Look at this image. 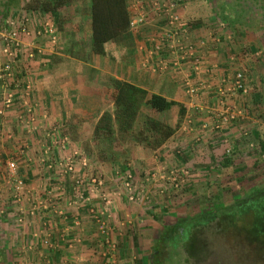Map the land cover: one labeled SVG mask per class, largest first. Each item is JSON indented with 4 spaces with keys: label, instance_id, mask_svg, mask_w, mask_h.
<instances>
[{
    "label": "crops",
    "instance_id": "0c3cea01",
    "mask_svg": "<svg viewBox=\"0 0 264 264\" xmlns=\"http://www.w3.org/2000/svg\"><path fill=\"white\" fill-rule=\"evenodd\" d=\"M79 2L82 0L71 3L73 7H77ZM83 5L86 6V3ZM65 10L67 9L59 12L62 19ZM203 13L204 10L199 5L187 8L182 6L177 11L180 19L182 18L186 24L191 20H201L194 25L188 24L189 38L195 51L193 57L199 58L198 71L193 70L192 63L185 60L175 66L169 61L167 67H159L160 56L150 54L151 44L146 40V36L164 25L156 18L135 30L128 29V36L119 40L122 53L116 49L111 50L109 58L88 52L89 25L83 12L75 13L83 17L81 23H75V27L63 25V29L59 30L60 38L53 46L46 45L43 38L22 39L17 56L23 73L30 77L32 83L30 96L31 100L37 103L34 107L37 130L17 120V116L25 111L18 102L0 117V247L3 246L4 252L9 256V259H4L6 264H96L97 261L102 263L111 260L102 235L90 219L86 207L75 209L59 205L64 209V215L56 216L46 209H40L41 211L33 216L21 213L25 219L23 223L15 220V217L20 215L19 207L26 210L31 205L28 201L37 198L44 185L58 183V178L49 174L38 161L39 156H43L40 141L46 139L45 134L52 128L58 127L59 133L67 138L65 153L76 151L79 155L85 156L89 163V172H99L108 184L107 181H110L108 177L114 172L113 164L122 167L124 161L125 163L132 161L133 166V161L144 162L143 158L147 161L153 157V160L157 159L159 165H162L170 160L175 163L173 157L179 161L182 158L187 159L188 156L196 160L195 156L200 154L199 156L213 162L214 157L219 158L228 151L229 143L240 142L239 138L244 134L239 131L240 128L243 130L244 126L256 122L247 116L238 119L242 120L241 122L228 118L229 115L233 118L239 111H244L250 97L255 99L259 96L257 90H261L264 99L263 87L257 85L259 81H255L254 86L250 87L248 72L242 75L246 77L245 87L249 92L242 95L231 87L233 75L243 68H238L233 62L240 57V52L231 50L237 38L232 39L234 37L221 22L209 21L205 19ZM71 35L74 37L72 41H75V47L71 46L69 51L75 55L60 50L66 42L65 38ZM199 40L204 41L203 45L198 44ZM33 47L41 48L42 52H36ZM31 48L34 55L29 58L27 51ZM74 48H78V53L73 50ZM242 56L243 60L247 59L244 57L246 53ZM3 58L0 55V59ZM249 71L251 72L250 69ZM110 77L134 84L146 90L147 94H158L176 104L167 111L157 112L163 119L165 118L162 122L173 128L171 135L159 146L141 147L139 142L130 138L133 133L127 134L124 138H117L121 147L118 153H115L114 161L101 162L96 158L98 153L92 144V135L93 127L101 113L108 109L111 111L113 108L109 97L111 90L107 86ZM251 78L258 79L257 76ZM220 85L223 90L226 89L224 95L217 92ZM192 86L197 87L194 94L188 92V87ZM251 104L249 101L248 106ZM179 105H183L185 110L180 118L177 116ZM140 111L139 123L142 116L155 114V111L146 105H142ZM225 117L227 119H224ZM260 124L263 123L257 125L252 123L250 126L252 138L258 141L262 137L257 129ZM242 138L245 139V136ZM47 140L45 142H48ZM21 146L22 152L16 155ZM229 148L234 149V144L229 145ZM51 152L54 155L56 153L53 147H50L48 153ZM12 159L16 162L15 176L27 190L26 202L22 200L18 203L14 200L11 180L6 173V162ZM206 161L201 163L206 164ZM158 163L155 162V170L161 167L157 165ZM209 165L211 166V163ZM140 169V172L149 170L141 166ZM132 171H136L135 167ZM145 180L150 184L151 181H147V178ZM61 186L70 192L68 179H63ZM135 207L124 198L113 204L107 226L111 225L108 227V239L115 244L116 264H121V254L138 251L134 244V239L140 242L138 237L134 235L130 237L127 234L130 225L134 226L143 220L142 216L134 217ZM75 214L78 215V225H74L72 221ZM140 226H137L139 231L142 229ZM146 229L147 233L148 227ZM47 233H50L52 248L43 247L37 242Z\"/></svg>",
    "mask_w": 264,
    "mask_h": 264
},
{
    "label": "rangeland",
    "instance_id": "374dc122",
    "mask_svg": "<svg viewBox=\"0 0 264 264\" xmlns=\"http://www.w3.org/2000/svg\"><path fill=\"white\" fill-rule=\"evenodd\" d=\"M22 1L24 4L27 0ZM152 1L154 0H143L142 3L144 9L149 13H152ZM172 1L175 2L176 12L182 6L187 8L188 6L197 7L199 5L204 10L203 16L205 19L218 21L217 23L221 22L224 28L228 30V33L234 37L232 39L237 38V41L232 44L231 50L240 52V57L237 60H233V62L236 63L238 68L243 67L239 71L242 73L248 72V78L251 81L250 87L254 86L255 81H259L260 83L257 85L260 88L263 87L262 92H264V0H257L256 3L253 0ZM83 3L87 4V0H82V2L77 4V11L79 13L83 12V8L85 7ZM71 5L72 3L70 4V8L65 10L64 14L69 19V24L64 26L75 27V23H81L83 17H81V14L74 15L72 12L74 7ZM215 6L225 8L231 17H236V20L225 22L221 17H216L213 14ZM239 12L241 13L239 14ZM2 16L3 12L0 7V30L3 28ZM192 21L199 22L201 20ZM186 27L189 28V26ZM57 35L60 38L58 28ZM245 53L246 56L244 57L247 59L243 60L242 55ZM251 76H257L258 79L251 78ZM245 78L242 75L244 86ZM247 91L246 89V93ZM257 92L260 93L259 96L257 95L258 97L255 99L250 97L246 102L245 110L239 111V114H236L237 116H233L230 119L238 121L241 117L247 116L256 121L246 120L247 122H252L253 125L263 123L257 128L262 137H260L259 141L252 138L250 132L252 130L250 127L252 123L244 126L243 130L240 128L239 131L244 133L239 138L240 142L237 144L234 141L231 142V144H234V149L229 148V145H231L229 143L227 147L228 151L224 153L225 156H231V164L227 166L224 164L220 165L222 156L219 158L214 157V161L212 162L204 156H199L200 154L197 155L198 157L195 156L198 162H195V158H190V156L187 159L182 158L181 161L173 157L176 165H173L175 163L171 162V160L168 163L159 165L157 159L154 158V161L153 157L147 161L146 158H143L144 162L133 161V166H131L132 161L127 163L124 161L122 167L125 168H122L121 165L113 164L114 172L120 169L128 172L131 177V183L138 188L136 194L138 198L132 201V204L136 206L133 214L134 217L135 215L143 217L142 222H138L134 226L130 225L128 228L129 232L127 233L130 237L132 235L138 237L140 242L134 239V244L138 251L121 254V264H152L151 262L157 256V254L155 256L154 251L157 244L155 241L161 231H165L169 225H172L176 221H181L184 217H192L193 213L197 212L210 215L213 210V202L220 201L223 204H229L243 197L252 187H260L264 184V102H262L264 99L261 95V90H257ZM249 101L252 104L248 106ZM256 104L258 105L254 107ZM155 115L157 116L155 117ZM152 117L161 122L165 119L162 118L161 114H157L156 111ZM241 121L239 120L238 122ZM134 127L135 130L141 129L142 131L140 134L133 133L130 135L132 140L137 141L144 135L143 130L145 128L143 123H139ZM244 136L245 139L242 138ZM143 142H139L141 147L146 146ZM158 160L161 161V159ZM204 160H207L206 164H203L204 162L201 163ZM183 161L187 163L184 164ZM155 162L161 166L156 170ZM210 163L211 166L209 165ZM140 166L149 170L140 172ZM134 167L136 169L135 172L132 171ZM114 172L111 177H108L110 181L106 179L108 184L105 183V178L99 172L90 173L100 177L106 189L110 190L109 187H111L113 188L112 190H116L119 185V175ZM104 176H106V173ZM171 177H175V180L172 181ZM146 178L148 179L147 181H151L150 184L146 182ZM162 182L165 183L164 187H162ZM174 183H176V187L173 186ZM123 198L121 196L115 199L114 203ZM139 223H142V225L140 226ZM250 224L251 216L246 213L237 216L233 222L219 217L207 218V221L203 225L194 226L190 230L192 233L190 244L189 240L187 242L185 238H182L180 240L183 243H179L176 249L169 247L167 243H165L164 247L159 246L158 259L164 264H264V240H262V233L258 229H255L256 227L250 229ZM137 226L145 229L139 231ZM108 227L110 228L111 225ZM147 227L148 232L146 233ZM130 237H128L129 241H131ZM101 238L103 239V236ZM7 258L9 259V256L4 252L3 246H1L0 264H6L4 259Z\"/></svg>",
    "mask_w": 264,
    "mask_h": 264
},
{
    "label": "built area",
    "instance_id": "2783aa9c",
    "mask_svg": "<svg viewBox=\"0 0 264 264\" xmlns=\"http://www.w3.org/2000/svg\"><path fill=\"white\" fill-rule=\"evenodd\" d=\"M124 1L129 30H135L138 26L154 18L164 23L158 30L146 36V40L151 44L150 54L160 56L158 59L160 68L167 67L169 61L175 66L180 61L185 60L190 61L192 69L198 71L199 58L193 57L195 51L189 38V29L177 14L174 1H152V13L144 9L143 0ZM2 21L0 55L4 58L0 59V117L18 102L25 108V111L17 116V120L31 129L37 130L35 125L37 119L34 112L37 103L33 102L30 96L32 83L30 77L23 73L17 52L21 48L24 37L43 38L46 45H55L58 40L57 26L53 17L48 13L23 8L3 10ZM203 42L199 40L198 44L203 45ZM33 48L38 53L42 52L39 47ZM33 48L27 51L29 58L34 55ZM162 54L164 55L162 56ZM221 83H223L222 80ZM231 87L241 94L246 93V87L242 83L241 71H236L233 75ZM196 91L197 87H188L190 94H194ZM225 91L226 89L223 90L221 85L217 87L219 95H224ZM228 118H232L231 115ZM224 119H227V117ZM57 129L58 127L52 128L50 132L45 134L48 142H45V138L40 141L43 156H39L38 161L49 174L58 178V183L57 185L55 183L44 185L41 194L37 198H33L32 201H28L31 205L26 210L24 207H19L20 215L16 216L15 220L18 223H23L25 220L24 216L21 215L23 212L28 216H33L36 212L46 209L51 212L50 214L61 216L65 214L62 207H73L75 209L86 207L97 231L103 236V242L106 244L111 256V260L100 264H114L116 249L115 244L108 239L109 228L107 226L114 200L123 196L126 201L132 202L138 198L136 196L138 188L131 183L129 173L120 169L114 172L119 175L117 189H106L100 177L89 172V163L85 156L79 155L76 151H72L70 154L65 153L67 138L60 134ZM50 147L55 149V155L52 152L48 153ZM22 150L23 146L16 151V155H19ZM15 170L16 162L14 159L7 161L6 173L8 179L11 180L14 200L18 203L22 200L26 202L27 196L25 194L27 190L23 188L21 181L16 178ZM65 178L70 181V192H67L64 187L62 189L61 182ZM171 180H175V177H171ZM164 185L165 183L162 182V187ZM173 186L176 187V183ZM72 221L74 225H78L77 214L72 216ZM38 243L43 247L51 248L53 243L50 241V233L45 234L42 239L38 240Z\"/></svg>",
    "mask_w": 264,
    "mask_h": 264
},
{
    "label": "trees",
    "instance_id": "16d2710c",
    "mask_svg": "<svg viewBox=\"0 0 264 264\" xmlns=\"http://www.w3.org/2000/svg\"><path fill=\"white\" fill-rule=\"evenodd\" d=\"M73 1L77 0H27L24 4L22 0H0V7L2 12L3 10L14 8L46 12L53 17L58 30H62L63 25H67L69 19H66L67 16L65 14L62 19L59 12L62 9L68 10ZM253 2L256 3L257 0H253ZM77 10L76 6L72 9L74 15L78 13ZM83 10L89 25L88 52L102 54L107 58L110 57L111 50L116 49V51L122 53L123 49L119 45V40L128 36V15L125 1L87 0V4ZM213 10V14L216 17H221L225 22L236 20V17H231L225 8L215 6ZM196 23L187 22L185 24L188 26V24L194 25ZM72 40H74V37H66V42L63 43V47L60 49L61 52L74 54V52L71 51V53L69 51L71 46L75 47V41ZM71 41L72 43L69 44ZM73 50L78 53V48H74ZM107 86L111 90L109 97L113 108L111 111L105 110L101 113L93 127L92 135V144L98 153L96 158L101 162L114 161L115 153H118L121 147L120 142L117 141L118 137L124 138L127 134H140L142 132L141 129L135 130L134 127L139 124L138 116L142 105H146L151 110L159 112L167 110L176 104L174 101L167 100L158 94H147L146 90L117 78L110 77ZM184 111V106L179 105L177 110L178 118L183 115ZM141 123H143L145 130H143L144 135L138 140L139 142L144 141L145 145L152 148L159 146L173 132L172 127L150 115L143 116ZM231 163V156L223 154L220 165L224 164L227 166ZM245 213L251 216L249 228L253 229L256 227L255 229H258L262 233V240H264V184L260 187H252L243 197L229 204H223L220 201L213 202V210L210 215L197 212L193 213L192 217H184L181 221H176L172 225L166 226V230L161 231L155 243L162 247L167 243L169 247L176 249L179 243H183L180 240L182 238H185L187 242L189 240L190 244L192 237L190 230L194 226L203 225L207 221V218L219 217L233 222L237 216L244 215Z\"/></svg>",
    "mask_w": 264,
    "mask_h": 264
},
{
    "label": "flooded vegetation",
    "instance_id": "af4514ba",
    "mask_svg": "<svg viewBox=\"0 0 264 264\" xmlns=\"http://www.w3.org/2000/svg\"><path fill=\"white\" fill-rule=\"evenodd\" d=\"M159 246H160L159 244H156V247L154 248L155 256L157 254V256L155 258H157V259L154 258V260L151 262L152 264H164L161 261H159L160 259H158V257H159V255H158L159 254ZM162 255H163V253H162ZM152 256H154V255H152Z\"/></svg>",
    "mask_w": 264,
    "mask_h": 264
},
{
    "label": "bare ground",
    "instance_id": "6f19581e",
    "mask_svg": "<svg viewBox=\"0 0 264 264\" xmlns=\"http://www.w3.org/2000/svg\"><path fill=\"white\" fill-rule=\"evenodd\" d=\"M184 23V22H183ZM185 24V23H184ZM185 26H186V24H185Z\"/></svg>",
    "mask_w": 264,
    "mask_h": 264
}]
</instances>
